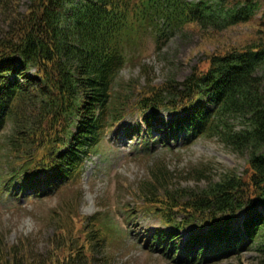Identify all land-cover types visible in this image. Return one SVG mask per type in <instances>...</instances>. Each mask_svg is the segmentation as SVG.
<instances>
[{
  "label": "trees",
  "instance_id": "obj_1",
  "mask_svg": "<svg viewBox=\"0 0 264 264\" xmlns=\"http://www.w3.org/2000/svg\"><path fill=\"white\" fill-rule=\"evenodd\" d=\"M21 3L0 0V178L20 176L25 183L39 170L68 178L103 129L134 104V110L151 109L150 117L161 109L183 113L176 128L218 137L246 159L247 169L242 174L224 170L214 179L210 168H193L187 175L206 185L187 189L156 162L137 184L135 199L152 212L156 208L155 214L176 228L207 226L194 237L196 243L222 249L220 244L250 240L258 264H264V36L245 47L210 53L175 86L149 82L138 90L130 81L119 88L115 82L129 37L148 27L161 36L174 28L216 36L247 23L258 10L257 0H27L23 12ZM77 198L64 213L76 208ZM240 211L247 217L243 229L234 231L229 223ZM53 212L54 233L45 255L25 239L8 246L0 235V264H94L84 254L73 219H60L59 209ZM176 214L185 216L177 224ZM96 242L99 246L103 239Z\"/></svg>",
  "mask_w": 264,
  "mask_h": 264
},
{
  "label": "rangeland",
  "instance_id": "obj_2",
  "mask_svg": "<svg viewBox=\"0 0 264 264\" xmlns=\"http://www.w3.org/2000/svg\"><path fill=\"white\" fill-rule=\"evenodd\" d=\"M21 2L19 10L23 12L27 0ZM258 2L259 13L250 22L229 27L216 33V36L206 37V34L188 28L171 36L166 45L156 50L154 39L148 35L142 46L127 55V64L119 73L116 87H123L127 81L137 85L138 89L149 82L161 86L168 81L175 86L183 82L195 67L203 65L210 53L260 41L264 36L260 30L264 25V0ZM123 129L121 125L115 133L106 137L107 142L100 148H103L102 155L87 160L82 177L63 187V191L59 190L43 199L0 196V235L5 243L12 246L25 239L29 242V248L45 255L54 231V225L50 222L53 211L61 210L59 217L62 219L63 207L73 206L77 195L80 215L91 216L97 211L112 212L110 214L116 219L117 231L112 243L107 248L98 249L94 264H170L162 251H157L158 245L147 248L150 234L160 227L156 219L138 217L137 222L133 223L132 232L128 231L127 236L122 233L127 227L123 218L124 206L130 203L133 207L136 202L134 190L146 178L147 169L153 163H162L172 172L174 182L180 188L204 189L206 181H198L199 177L187 175V170L205 166L212 170L210 177L217 179L224 170L243 173L246 159L216 138L181 145V136L171 150L151 144V152L148 153V150L144 152L140 147L141 137L136 136L130 141ZM107 253L110 261H100ZM209 264H258V258L254 250H244L233 257Z\"/></svg>",
  "mask_w": 264,
  "mask_h": 264
}]
</instances>
